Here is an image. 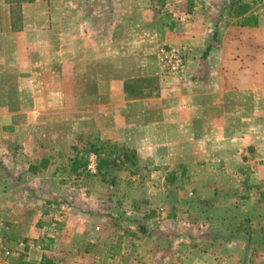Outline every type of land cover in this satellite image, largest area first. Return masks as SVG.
Here are the masks:
<instances>
[{"label":"crops","instance_id":"obj_1","mask_svg":"<svg viewBox=\"0 0 264 264\" xmlns=\"http://www.w3.org/2000/svg\"><path fill=\"white\" fill-rule=\"evenodd\" d=\"M82 134L133 168L82 185ZM0 234V264H264V0H0Z\"/></svg>","mask_w":264,"mask_h":264},{"label":"rangeland","instance_id":"obj_2","mask_svg":"<svg viewBox=\"0 0 264 264\" xmlns=\"http://www.w3.org/2000/svg\"><path fill=\"white\" fill-rule=\"evenodd\" d=\"M141 43L145 44L144 41H142ZM136 50H137V48H136ZM136 54H137V51H136ZM78 140H80V141H78ZM76 143H77V145L72 146V149H73V147H76V150H77L76 155L74 158L69 159V164H71V162H70L71 159L73 161V159H75L76 157H79V159H82L81 161H84L85 164L83 166H79L77 168L78 171L76 172V176H78V175L81 176L79 178V182H82V185L88 186L90 179L93 180V182H94V178H92V177H95V176H99V178H101L102 183H104V185H106V186L113 184V183H115V181L112 182L113 173L116 171H122V170L127 171L129 167L133 168L130 166V164L133 163L134 161H136V157L134 156L133 150L131 148H128V147L121 145V144H116V143H112L109 141H103V140H100L99 138H91V136L86 137L85 134H82L80 137H78ZM90 156H96V159H95L96 169H95V172H93V173L87 171V164H88V161L90 159ZM60 160H66V159H60ZM100 160H105L106 164L99 166ZM71 167H72V164H71ZM155 167L156 166L151 163L150 168L153 169ZM153 171L158 172L157 170H153ZM74 177H75L74 175H73V177H71L70 181L72 183H74ZM159 177L161 178L162 175ZM156 181H157V179H156ZM125 182L126 181H124V183ZM124 183H123L122 189H124V191H126L127 188L126 187L123 188ZM175 183L176 182L172 181V177L167 172V185L170 187ZM183 184L184 183H182V187H183ZM104 187H103V190L101 189L99 191L102 193H105V195H107L108 194L107 188L105 187V189H104ZM120 191H121V189H120ZM82 192H84L83 187H82ZM79 193L81 194L79 197H81L82 199H85V197H88V195L82 196V193L81 192H79ZM109 195H110V193H109ZM207 207H208L207 202L200 204V208L206 209ZM197 208H198V206H197ZM153 211H154V214L156 213L154 215V218L157 221H159L162 218V216L168 214L167 211H164L161 208L160 209L159 208L151 209L150 214H152ZM123 212H125V214H127L126 209ZM201 225H202V227H204V226H206V223L202 221ZM246 228H247V230L251 229V228H249L248 224H247ZM161 229H163V227H161ZM172 229H174V228H172ZM249 230L246 231L248 236H249ZM260 241L264 246V236L260 239ZM248 242H251L252 244L256 243V242H254V240L253 241L248 240ZM258 242L255 244L257 247L259 245Z\"/></svg>","mask_w":264,"mask_h":264},{"label":"built area","instance_id":"obj_3","mask_svg":"<svg viewBox=\"0 0 264 264\" xmlns=\"http://www.w3.org/2000/svg\"><path fill=\"white\" fill-rule=\"evenodd\" d=\"M158 56L160 62L163 64L164 69L171 75H182L185 71V54L182 48H166L160 47L158 51ZM96 156H90V159L87 164V171L88 172H95L96 169ZM24 241H20L18 246L23 247L25 246ZM27 245L31 246L29 243ZM8 254L7 245L5 239L0 234V255L1 254Z\"/></svg>","mask_w":264,"mask_h":264},{"label":"trees","instance_id":"obj_4","mask_svg":"<svg viewBox=\"0 0 264 264\" xmlns=\"http://www.w3.org/2000/svg\"><path fill=\"white\" fill-rule=\"evenodd\" d=\"M82 159H79V157H76L75 159H73V161H72V171L75 173V172H77V168L79 167V166H83L85 163H84V161H81ZM106 164V161L105 160H100V165L99 166H101V165H105ZM18 264H47V262L46 261H42V262H40V263H33V262H28V261H20Z\"/></svg>","mask_w":264,"mask_h":264}]
</instances>
